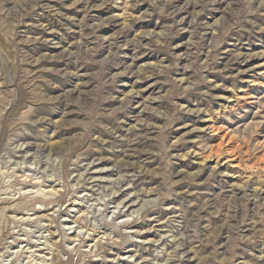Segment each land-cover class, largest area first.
<instances>
[{
    "label": "rangeland",
    "instance_id": "1",
    "mask_svg": "<svg viewBox=\"0 0 264 264\" xmlns=\"http://www.w3.org/2000/svg\"><path fill=\"white\" fill-rule=\"evenodd\" d=\"M0 264H264V0H0Z\"/></svg>",
    "mask_w": 264,
    "mask_h": 264
}]
</instances>
